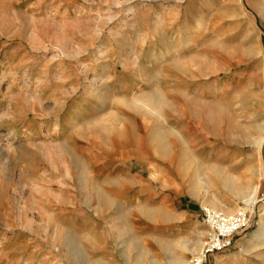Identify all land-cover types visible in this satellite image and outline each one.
Masks as SVG:
<instances>
[{
	"label": "rangeland",
	"instance_id": "obj_1",
	"mask_svg": "<svg viewBox=\"0 0 264 264\" xmlns=\"http://www.w3.org/2000/svg\"><path fill=\"white\" fill-rule=\"evenodd\" d=\"M206 212L264 264V0H0V264H193Z\"/></svg>",
	"mask_w": 264,
	"mask_h": 264
},
{
	"label": "built area",
	"instance_id": "obj_2",
	"mask_svg": "<svg viewBox=\"0 0 264 264\" xmlns=\"http://www.w3.org/2000/svg\"><path fill=\"white\" fill-rule=\"evenodd\" d=\"M208 217L209 225L211 226V233L209 234V240L206 242L204 250H203V260L200 264H203L204 259H206L207 255H211L214 253L223 252L233 245V238L235 233L243 226L238 220L235 218L229 219L226 216L216 215L210 212H206ZM229 225L235 226L236 228L229 230L227 227ZM193 264H198V261H194Z\"/></svg>",
	"mask_w": 264,
	"mask_h": 264
},
{
	"label": "bare ground",
	"instance_id": "obj_3",
	"mask_svg": "<svg viewBox=\"0 0 264 264\" xmlns=\"http://www.w3.org/2000/svg\"><path fill=\"white\" fill-rule=\"evenodd\" d=\"M202 28V27H201ZM2 179H4L5 181L7 180V177L5 176V174H3V178ZM229 230H232V229H234V228H236L235 226H232V225H229L228 227H227ZM211 233V232H210ZM203 258H204V256H203V252H202V254H201V258H196V261H198V264H200V262L203 260ZM179 264H182V263H179Z\"/></svg>",
	"mask_w": 264,
	"mask_h": 264
}]
</instances>
